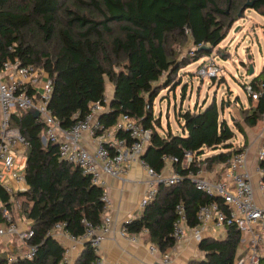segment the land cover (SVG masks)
Wrapping results in <instances>:
<instances>
[{"label": "trees", "instance_id": "16d2710c", "mask_svg": "<svg viewBox=\"0 0 264 264\" xmlns=\"http://www.w3.org/2000/svg\"><path fill=\"white\" fill-rule=\"evenodd\" d=\"M247 1H252L251 9L264 17V0H90L89 5L100 11L98 20L90 11L69 10L67 0H0V61L43 68L52 82L48 110L63 129L83 118L91 103H103L107 79L113 90L109 110L99 119L104 126L112 125L119 113H127L151 129L143 159L154 170L164 168V156L181 159L184 152H191L205 164L206 171L216 172L217 179L232 154L246 145L247 133L260 131L264 119L262 96L256 100L247 96L245 108L237 98L234 107L240 121L230 117L232 125L220 119L224 104L218 106L213 99L205 108L180 111L179 131L168 129L163 134L158 130L160 120L154 117L153 102L161 90L175 82L181 67L210 56ZM224 5L229 6V13ZM112 23L119 26L120 34L109 40L106 33L111 31ZM186 30L193 52L189 58L178 60L168 43L170 39L186 37ZM34 31L41 34L39 41L28 36ZM250 84L254 91L264 92V65ZM10 124L19 129L27 142V189L11 196L0 186V225L4 223L2 210L10 209L19 225L28 222L33 236L26 244L34 245L36 250L31 259L0 255V264H57L64 244L51 236L50 230L55 223L65 222L69 233L80 236L84 231L83 218L101 223L105 212L102 189L78 166L60 158L56 144H42L44 124L29 110L11 116ZM235 131L243 135L244 145L232 143ZM205 150L217 151L205 155ZM172 169L182 175L187 173L180 163H172ZM13 201H19L20 206L17 208ZM209 202L221 204V199L197 190L189 179L160 185L140 215L124 223L123 228L129 234L146 230L149 242L161 254L168 253L175 245V205H184L186 223L192 227L198 223V207ZM241 243L240 231L227 227L222 236L200 240L196 248L201 256L186 264H235ZM96 258L85 244L73 264H91ZM260 264H264V257Z\"/></svg>", "mask_w": 264, "mask_h": 264}, {"label": "built area", "instance_id": "2783aa9c", "mask_svg": "<svg viewBox=\"0 0 264 264\" xmlns=\"http://www.w3.org/2000/svg\"><path fill=\"white\" fill-rule=\"evenodd\" d=\"M185 32L189 33L187 30ZM219 71L218 64L213 58H209L197 68L196 74L200 78H214ZM243 88L247 96L254 100L264 94L254 91L250 82L244 84ZM51 90V79L43 68L21 65L18 61H0V186L5 192L12 196L27 189L24 167L19 168L17 165V152H24L27 142L19 129L11 126V116L20 115L25 110H36L38 119L44 124L42 144H56L60 158L75 164L83 174L90 176L91 182L102 189L101 200L105 211L110 208L111 201L103 176L125 179L133 162L141 165L146 174L147 190L140 200V208L155 197L160 185H174L189 179L197 190L220 197L221 204H201L197 210L198 223L192 227L186 223L184 205L176 204V218L172 222L175 243L181 242L188 235L196 242L210 236L219 237L227 227L233 226L240 231L246 243L243 251L237 255L235 264H260V258L264 257L263 130L256 135V181H253L252 172L248 169V149L244 147L232 154L228 165L217 179L204 176L205 164L200 163V159L191 152H184L181 159L164 156L162 159L166 167L156 171L142 158L150 140L151 129L145 128L139 119L121 112L112 125L104 126L99 119L109 110L110 97H105L103 103H91L83 118L76 120L70 128L63 129L48 110ZM84 138L94 141L92 150L82 144ZM172 163H180L181 168L187 169L186 175L179 174L172 168L170 172H166L165 169L169 165L172 167ZM13 203L17 208L20 206L19 201ZM2 218L4 223L0 225V236L16 235L27 248L22 257L31 259L36 248L26 242L33 236V230L21 228L8 208L2 210ZM130 221L128 219L125 223ZM81 224L84 231L80 236L69 233L65 229V222L55 223L50 230L51 236L58 238L63 235L70 241L69 245H64L63 256L57 264H69L72 250L85 244L97 255L91 264H104L100 249L102 241L111 232L112 218L107 214L99 224L83 218ZM142 231L147 233L146 230ZM119 234L128 242H137V236L127 233L124 228ZM147 250L151 256L160 255L156 246L151 243L147 244ZM160 261L161 264H169V253L162 254Z\"/></svg>", "mask_w": 264, "mask_h": 264}, {"label": "rangeland", "instance_id": "374dc122", "mask_svg": "<svg viewBox=\"0 0 264 264\" xmlns=\"http://www.w3.org/2000/svg\"><path fill=\"white\" fill-rule=\"evenodd\" d=\"M89 3L90 0H67V8L69 10L79 8L85 12L90 11L92 17L97 20L101 19L99 9L89 5ZM223 7L229 13V6L224 5ZM119 34V26L112 23L111 31L106 33V37L110 40ZM188 34L185 32L186 37L181 36L176 40L170 39L168 45L175 59L183 60L184 58H189L192 54L193 44ZM28 36L33 41H39L41 34L38 31H34L32 35L29 33ZM209 58H213L218 64L220 71L214 78H200L196 74L197 68L206 63ZM263 65L264 17L253 9L248 8L234 22L226 37L216 47L211 49L210 56L191 60L188 65L179 69L174 77L175 82L170 87L160 91L153 102L154 117L160 120L159 132L163 134L168 129L173 133L178 132L180 120L177 114L180 111L193 110L195 107L205 108L213 99L216 100L218 106H220L221 102L224 104L222 114L224 113L226 116H220V119L228 120L230 125H232L229 120L230 117L236 118L239 122V111L234 107L236 103L234 100L238 98L239 103L247 107V94L243 85L249 83L254 76L258 75ZM250 66L253 68L252 74H249ZM115 70H118V68L115 67ZM183 88L185 89L182 95ZM112 90V84L106 79V98L111 97ZM252 103H255L254 100ZM228 113L237 114L236 116H229ZM232 143L236 146L244 143V137L239 131H235ZM216 151L205 150L204 154L210 155ZM17 156L18 167H24L25 153L19 151ZM108 210L104 212L105 215L108 214ZM26 251L27 248L24 243L21 245L17 238L5 241L0 240V255L12 258L17 255H23ZM197 254L201 255V253Z\"/></svg>", "mask_w": 264, "mask_h": 264}, {"label": "crops", "instance_id": "0c3cea01", "mask_svg": "<svg viewBox=\"0 0 264 264\" xmlns=\"http://www.w3.org/2000/svg\"><path fill=\"white\" fill-rule=\"evenodd\" d=\"M222 115L226 116L224 113ZM228 115L231 116L230 113H228ZM262 130L264 131V119L260 128V131ZM256 135V133L248 132L247 143L243 146L248 149V169L252 172L253 181L258 179V176L254 172L257 149ZM82 144L89 150H92L95 145L94 141L89 138H84L82 140ZM242 145H244V143ZM171 168V165H169L168 168L165 169L166 172H170ZM215 175V171H206L204 173L205 177L212 179L216 178ZM103 178L105 181L106 191L111 201V206L109 210H107L108 214L112 218L111 232L102 241L100 249V256L104 264H161L160 257L162 254L159 252L160 255L151 256L147 250V244L150 243L147 233L141 231L138 234H135V236H137L136 243L128 242L119 234V231L123 228L124 223L128 219H133L140 215L142 211L139 203L144 192L147 190L144 168L138 163L133 162L130 164L125 179L121 180L107 175H104ZM104 215L105 213L103 214V217ZM20 226H22L21 228L28 227V222H26L25 225L21 224ZM13 238H17V236H0L1 241ZM58 239L61 240L64 245L70 244L69 239L63 235L58 237ZM20 243L23 245L21 241ZM197 244L198 242H196L189 235L181 242L175 243L174 247L168 251L171 259L169 264H186L189 259L199 258L201 255L197 254L199 253L196 248ZM245 246V240L242 239L237 255L243 251ZM81 249L82 247H78L77 249L72 250L69 264L74 263Z\"/></svg>", "mask_w": 264, "mask_h": 264}, {"label": "water", "instance_id": "95a60500", "mask_svg": "<svg viewBox=\"0 0 264 264\" xmlns=\"http://www.w3.org/2000/svg\"><path fill=\"white\" fill-rule=\"evenodd\" d=\"M252 1H247L246 3H245V5H244V7H243V9H248V8H250L251 9V6H252ZM242 9V10H243ZM242 10H240L239 12H238V17L240 18L241 17V15H242ZM204 48H206V49H208V47H205L204 46ZM209 50V49H208ZM253 73V68H252V66H250V68H249V74H252ZM262 98L264 99V94L262 95ZM234 102H236V99L234 100ZM31 113H32V115H33V117L34 118H37L38 117V112L36 111V110H33V111H31ZM144 157V154L142 155V158Z\"/></svg>", "mask_w": 264, "mask_h": 264}]
</instances>
